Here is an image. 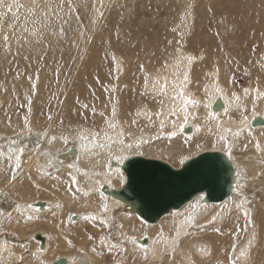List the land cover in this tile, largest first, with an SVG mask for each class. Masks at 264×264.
<instances>
[{
  "label": "rangeland",
  "instance_id": "374dc122",
  "mask_svg": "<svg viewBox=\"0 0 264 264\" xmlns=\"http://www.w3.org/2000/svg\"><path fill=\"white\" fill-rule=\"evenodd\" d=\"M18 12L20 8L15 5L9 14L0 16V158L6 149L9 151L4 157L9 158L17 149L22 148L26 153L37 147L41 137L51 130L55 135H68L67 144L52 156L48 149L41 147L39 157L41 162L57 163L55 159L67 154L73 148L72 139L79 135L91 129L104 133L109 125L116 130L121 121L130 126L129 122L136 116H143L155 105L163 106L147 90L151 78L173 69L183 70L188 57H192L189 63L192 82L198 86H191L195 92L200 93L204 75L214 68L219 70L218 77L224 85L235 86L238 91L257 93L259 85L264 86V0H57L49 7L37 6L30 13ZM68 26L72 29L66 30ZM73 37L87 41L89 54L81 72L64 66V63L75 66L70 49L81 50L67 44ZM56 41L65 42L63 48ZM58 56L64 58V63L59 62L64 69L61 71L55 69ZM182 58L184 61L180 62ZM42 63L47 66L43 68ZM128 76H136V80L121 82ZM140 124L138 119L136 125ZM178 138L181 137L148 142L145 154H156L171 165H178V157H193L215 145L214 139L200 143L199 139ZM256 138L264 155V132L257 133ZM251 139L243 137L235 145L230 143L226 153L244 161L251 153ZM50 171L24 172L20 167L0 171V204L4 210L24 200H27L24 203L46 202L72 195L79 198L67 211L61 202L62 211L57 214L44 213L36 218L16 216L17 228L6 235V240L15 244L20 254V260L13 264H23L31 253L32 239L42 231L52 238L57 235L49 243L46 259L84 255L93 246L106 257V263L113 264L119 257L124 259L122 264H144L139 257L124 250L125 244L121 250L109 249L107 253L94 245L98 236L109 237L113 242L118 240V228L116 235L112 230L114 222L117 227L121 207L119 211L113 210V221L104 228L93 223L66 228L65 222L70 219L67 216L81 210L77 208L81 197L66 177L67 180L55 177L56 173ZM257 179L262 180L261 170L243 191L237 189L252 210L249 215L252 231L256 226L259 231L249 264H264V186L258 187ZM136 217L134 221L128 218L134 224L128 227L145 234L147 223ZM167 220L157 222L163 230L162 222ZM214 225L200 230L189 226L175 246L180 248L196 238L210 242L216 250L214 242L218 235L226 240L222 249L226 257L245 239L240 218L226 220L223 227ZM232 225L234 233L230 230ZM168 254L165 252L162 259L152 263L164 264Z\"/></svg>",
  "mask_w": 264,
  "mask_h": 264
},
{
  "label": "bare ground",
  "instance_id": "6f19581e",
  "mask_svg": "<svg viewBox=\"0 0 264 264\" xmlns=\"http://www.w3.org/2000/svg\"><path fill=\"white\" fill-rule=\"evenodd\" d=\"M44 1L47 0H3V3H0V16L4 17L9 14L10 6L13 9L15 5H18L20 12L28 11L30 13L36 10L37 6L46 5L49 7L50 3H56L57 0H48L50 3L46 4ZM68 29H72V27H66V30ZM61 30H64V28ZM66 42L71 47L81 49L69 50V54L75 60V66L64 63L63 56H58L55 69L58 71L64 70L60 64L64 63V66L69 70L71 69L75 72L84 71V64L89 54L87 41L73 37ZM55 44L63 48L62 45H65V42L56 41ZM44 47H46L45 42ZM83 48L86 50H83ZM186 60L187 64L183 70L177 71L173 69L151 78L147 90L149 94H152L154 100L163 103L162 108L156 105L153 106L152 110L149 109L143 113V116H141L143 118L140 116L133 118L129 122L130 126L121 121L116 130L112 128L113 125H109L104 130V133L94 132L95 130L91 129L92 131L89 133L92 134L88 132L84 134V140H81L80 137L82 135H79V138L72 139L74 142L73 148L67 154L60 155L55 159L56 161L58 160L57 163L53 160L49 163L41 162L39 151L42 150L41 147H45L51 152L52 156V154L57 153L58 150L67 144L64 138L68 140V135H55L50 130L48 135L41 137L40 145L28 150L26 153L22 152L23 155L19 159V167L24 172H30V170H35V172L51 170V173H56L55 177L68 179L71 184L73 183L77 194L81 197L80 205L77 207L81 210L75 211L68 216L66 215L70 217L68 219L69 222H65L66 228L86 223L90 225L92 223L97 224L99 227L104 228L112 223L113 210H117L119 207L122 208L118 213L120 216L117 227H115L114 222L112 230L113 235H116L118 228V240L113 242L109 237L102 238V236L97 237L99 242L97 239L95 240L94 245L104 253H107L109 249L119 251L125 244L124 250L126 249L136 257H139L141 263L144 264H153L152 261L162 259L165 252L169 254L164 258L162 262L164 264H231L234 261L237 264H249L252 259V246L258 240L259 231L257 226L252 231L249 221V215L252 210L246 205L245 199L238 194L237 189L238 191H243L248 186L247 184H250L252 178L258 177L260 170L262 171V180L257 179L256 183L258 187L264 186L263 147L260 140L256 138L257 133L264 132V86L259 85L257 93L249 90L238 91L235 86L224 85L221 78L218 77L220 74L219 70L214 68L213 72H208L204 75L203 87L198 90L200 93L195 92V89L191 88V86H198L192 82L189 60ZM183 61L184 58L180 62ZM41 66L44 68L47 65L42 63ZM185 75L188 77L187 81L184 80ZM128 77H124L121 82L136 80V76ZM181 91H183V97H179ZM188 99L198 101V103L186 105L184 101ZM235 113H238V115H234ZM138 119L141 120L140 125H136ZM257 119H261L263 122L260 125H254V121ZM172 133H175V135H172ZM202 134L204 135L202 136ZM251 136L254 138L252 137L253 139H251ZM52 137L56 139L53 140L51 139ZM177 137H181L178 138L180 140H184L182 138L187 140L199 139L200 143L201 141L204 142V139L215 140L213 148L206 152H219L232 165L233 180L229 194L224 200L211 203L204 201L202 193L197 194L180 208L170 211L157 221L168 219L167 222H162L165 230L160 228L157 222L153 224L147 223L145 224L147 227L146 233L142 234L134 227H128L134 225L128 222V218L134 221L136 214L116 196L117 191L125 183V176L121 166L127 159L141 157L160 161L173 169H179L185 162L201 154L199 153L193 157L187 156L186 158L178 157V165H171L156 154H145L144 147L146 143L158 139L172 140L177 139ZM243 137H248V139L252 140L249 145L251 153H248L249 157L244 159V161H238L232 154L228 155L226 150L230 143L235 145L236 141ZM128 145H132V147L128 148ZM257 145H259V148ZM8 151L9 149H6V152ZM6 152L1 153L0 171L3 168L15 170L17 168L16 158L19 157L21 151L17 149L11 155V159L4 157L8 154ZM169 152L163 151L164 154ZM258 158L261 161L257 160ZM69 165H75V167H69ZM257 165H260V169H257ZM37 168H39V171H37ZM10 181V178L7 177V182ZM122 183L123 185L121 186ZM254 188L256 189V187ZM103 189L107 192L104 193ZM74 194L76 193L74 192ZM77 199L79 198L72 195L46 202L30 200V202L24 203L27 202V200H24L5 210L0 204V264H13L20 260V254L17 252L15 244L6 240V235H9L17 228L16 216L23 214L26 217L36 218V215L44 213L47 215L57 214V212L60 213L62 211L61 202L65 203V211H67L68 208L71 209L75 206ZM36 202L42 203L43 207H37L35 205ZM96 202L97 205L94 204ZM105 206L107 207L106 212L104 211ZM53 209L59 210L53 212ZM86 216H94L95 219H85ZM235 218L242 219L246 236L238 248L232 250L226 257L222 253L226 240L222 237L219 238L218 235L215 237L216 242H214L216 250L213 249V245L210 242H205L202 239L196 240V238H192L189 243H184L180 248L175 246L177 240L185 236L191 225L195 230L214 224L223 227L226 220ZM140 224L144 225L142 222ZM234 225H236V222ZM234 225H232L233 229L230 228L233 233L236 232L234 231ZM153 226L156 227L151 230L150 228ZM149 231L151 232L148 233ZM38 234L44 238V243L41 244L34 236L35 241L32 239L31 253L27 259L23 260V264H54L62 258L65 259L66 264H109L106 263V257L102 255V252L94 250L93 246H89L84 255L67 254L54 257L53 259H46L49 243L57 235L52 238L51 235L44 231ZM253 236L255 239H253ZM143 239L146 240L144 244L142 243ZM133 240L135 244L132 243ZM113 245L115 247H112ZM142 249L148 250L147 259L144 258ZM243 250H247V257L239 255ZM121 261L124 262V259H119L118 257L117 261L112 263L122 264Z\"/></svg>",
  "mask_w": 264,
  "mask_h": 264
},
{
  "label": "water",
  "instance_id": "95a60500",
  "mask_svg": "<svg viewBox=\"0 0 264 264\" xmlns=\"http://www.w3.org/2000/svg\"><path fill=\"white\" fill-rule=\"evenodd\" d=\"M262 122L257 119L254 125ZM121 170L125 183L116 196L149 224L156 223L200 193L204 195L205 202L224 200L233 180V167L219 152H203L179 169L160 161L134 157L124 161ZM103 192L107 191L103 189ZM35 205L43 207L39 202ZM35 239L44 243L40 234H36ZM145 241L143 239L142 243ZM54 264H66L65 259H59Z\"/></svg>",
  "mask_w": 264,
  "mask_h": 264
},
{
  "label": "snow or ice",
  "instance_id": "6c2138e0",
  "mask_svg": "<svg viewBox=\"0 0 264 264\" xmlns=\"http://www.w3.org/2000/svg\"><path fill=\"white\" fill-rule=\"evenodd\" d=\"M0 3H3V0H0ZM11 10H12V9H11V6H10V7H9V11H11ZM5 40H7V37H5ZM188 60H189V63H190L191 60H192V57H188ZM187 79H188V77H187V75H185V76H184V80L187 81ZM183 95H184V94H183V91H181L180 94H179V97H183ZM184 102H185L186 105H187V104H196V103H198V101H194V100H191V99L185 100ZM113 115H115V108H113ZM185 118H186V117H185ZM49 119H51V117H49ZM172 135H175V133H172ZM80 138H81V140H84V139H85V137H84L83 135H82ZM51 139L54 140V139H56V138H55V137H52ZM64 139H65V142H67V139H66V138H64ZM127 147H128V148H131L132 145H128ZM257 147L259 148V145H257ZM20 151H21V153H22V152H23V149L21 148ZM9 158L11 159V157H9ZM16 160H17L16 166H17V168H18L19 165H20L19 157H17ZM69 167H75V165H69ZM15 178H16L15 175H13V176H12V179L15 180ZM29 207H30V205H29ZM104 211H105V212L107 211V207H106V206L104 207ZM85 219H95V217H94V216H91V217L86 216ZM102 222H104V221H102ZM105 223H106V222H105ZM253 239H255L254 236H253ZM132 243L135 244V241L133 240ZM112 247H115V245H113ZM125 250H126V249H125ZM142 251L144 252V258L147 259L148 250H143V249H142ZM239 255H240L241 257H247V256H248V252H247V250H243V251H241V252L239 253ZM233 264H236V262L234 261Z\"/></svg>",
  "mask_w": 264,
  "mask_h": 264
}]
</instances>
